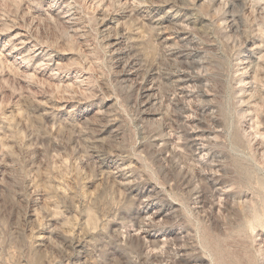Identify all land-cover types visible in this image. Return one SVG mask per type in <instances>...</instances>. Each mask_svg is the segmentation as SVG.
Here are the masks:
<instances>
[{"label": "rangeland", "instance_id": "374dc122", "mask_svg": "<svg viewBox=\"0 0 264 264\" xmlns=\"http://www.w3.org/2000/svg\"><path fill=\"white\" fill-rule=\"evenodd\" d=\"M0 264H264V0H0Z\"/></svg>", "mask_w": 264, "mask_h": 264}]
</instances>
